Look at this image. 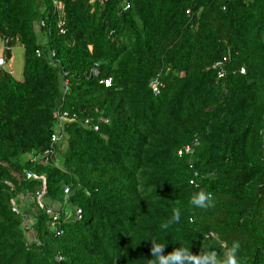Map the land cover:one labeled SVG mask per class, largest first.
Returning <instances> with one entry per match:
<instances>
[{
  "label": "trees",
  "instance_id": "16d2710c",
  "mask_svg": "<svg viewBox=\"0 0 264 264\" xmlns=\"http://www.w3.org/2000/svg\"><path fill=\"white\" fill-rule=\"evenodd\" d=\"M58 3L0 0L25 51L23 81L0 66V264H148L150 240L264 264V0Z\"/></svg>",
  "mask_w": 264,
  "mask_h": 264
},
{
  "label": "clouds",
  "instance_id": "9594fccd",
  "mask_svg": "<svg viewBox=\"0 0 264 264\" xmlns=\"http://www.w3.org/2000/svg\"><path fill=\"white\" fill-rule=\"evenodd\" d=\"M213 201V194L203 188L193 192L189 199L190 205L198 209H207ZM181 217L182 210L179 207L173 208L172 215L161 223L160 229L166 232L171 226L179 224ZM150 241L151 258L148 259V264H243L239 256L241 244L238 240L232 241L230 246L225 244L222 254L212 249H202L194 253L189 247L180 244L166 253V244L158 243L156 240Z\"/></svg>",
  "mask_w": 264,
  "mask_h": 264
},
{
  "label": "built area",
  "instance_id": "2783aa9c",
  "mask_svg": "<svg viewBox=\"0 0 264 264\" xmlns=\"http://www.w3.org/2000/svg\"><path fill=\"white\" fill-rule=\"evenodd\" d=\"M97 1L98 0H91V3L95 4ZM245 1L247 2L249 0H245ZM54 2H55V5H56V9H58L60 11V13H63L64 8L59 5L58 0H54ZM61 24H62V22H61ZM42 25H45V23L43 22ZM37 28H39V25H37ZM5 64H6L5 60L1 59L0 60V66L3 67V66H5ZM219 65H222V63H220ZM93 73L95 75H98L97 71H94ZM221 76H223V75L221 74ZM101 83L105 84L106 86H110L112 84V80H104ZM66 85L68 86V83H66ZM152 88H153V90L155 92V95H160L161 91L159 89L158 84H156V83L152 84ZM63 121H70L67 115L60 116V123L58 125V134L53 136V141L55 143L56 142H58V143L62 142V140H63V137H64V134H63L64 133V123H65ZM96 130H98V128H96ZM31 177H32L31 175H28V178H31ZM44 181H45V179H44ZM66 192H69V190H67ZM44 197H45L44 193L39 196L38 200H39L40 203H43V200L45 199ZM77 215H80V212H78Z\"/></svg>",
  "mask_w": 264,
  "mask_h": 264
},
{
  "label": "rangeland",
  "instance_id": "374dc122",
  "mask_svg": "<svg viewBox=\"0 0 264 264\" xmlns=\"http://www.w3.org/2000/svg\"><path fill=\"white\" fill-rule=\"evenodd\" d=\"M5 46L6 45H4V43L2 41H0V57L6 58V56H7L6 55ZM12 54H13V57H14L13 66H14V68L16 70V75L18 77H21L22 72H23L24 67H25V51H24V48L22 47V45H16L12 49ZM63 122H69V121H63Z\"/></svg>",
  "mask_w": 264,
  "mask_h": 264
},
{
  "label": "crops",
  "instance_id": "0c3cea01",
  "mask_svg": "<svg viewBox=\"0 0 264 264\" xmlns=\"http://www.w3.org/2000/svg\"><path fill=\"white\" fill-rule=\"evenodd\" d=\"M36 31L37 32H39V30L38 29H36ZM3 42V41H2ZM4 43V42H3ZM4 45H6L5 43H4ZM18 45H20V44H18ZM5 48H6V46H5ZM6 55H7V48H6ZM1 59H6V65H5V68L7 69L8 68V70L13 74V76L18 80V81H23V79H24V70H23V72H22V75H21V77H18L17 75H16V70H15V68H14V66H13V64H14V57H13V54H12V51H11V58L9 59V57H7L6 56V58H4V57H0V60ZM66 143H63V147H66ZM56 205V204H55ZM57 206V205H56Z\"/></svg>",
  "mask_w": 264,
  "mask_h": 264
}]
</instances>
